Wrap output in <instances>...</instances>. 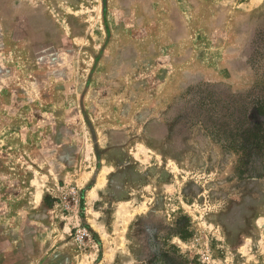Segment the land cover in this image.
Instances as JSON below:
<instances>
[{"label":"rangeland","instance_id":"374dc122","mask_svg":"<svg viewBox=\"0 0 264 264\" xmlns=\"http://www.w3.org/2000/svg\"><path fill=\"white\" fill-rule=\"evenodd\" d=\"M228 9L0 0V264H264V151L230 150L264 145V8ZM140 146L162 161L143 175ZM143 180L141 210L107 224Z\"/></svg>","mask_w":264,"mask_h":264},{"label":"crops","instance_id":"0c3cea01","mask_svg":"<svg viewBox=\"0 0 264 264\" xmlns=\"http://www.w3.org/2000/svg\"><path fill=\"white\" fill-rule=\"evenodd\" d=\"M215 3L217 6H227L229 9L228 11L231 12L230 20L231 24L237 23L244 18H246L249 15H252L253 13L259 11L260 9L264 8V0H215ZM222 9V8H221ZM227 30V29H226ZM145 149H143L142 146L136 147L130 152V159L133 162V166H130V168L136 172L137 175H143L145 174V170L149 169L152 164H160L162 163L161 158L159 159V163L156 161V159H152L149 156L146 155ZM151 160H154L151 162ZM154 162V163H153ZM158 166V165H157ZM102 171L104 170L106 173L113 174L116 172V166L112 164H107L102 166ZM158 169V167H157ZM166 170V168H165ZM100 172V170H99ZM98 175H95L94 183L89 186V188L86 191V197L84 199L86 200V205L90 208L85 211L90 212V215L86 220L93 221L94 225H88L91 226L90 228H98V229H105V223L104 220L100 219L103 213L101 212V207L98 206L96 202L97 199H99L103 194H108L105 190L102 189H95L94 187L97 186V180ZM78 181V180H77ZM160 184V181L158 182ZM165 182L162 181L163 187L165 186ZM132 185V184H131ZM145 186V181L143 180L141 183H137L136 185V191L138 192L136 195L135 200L130 201V194L129 191H126V193L123 196H119L115 198L113 201V207L109 213L110 218L107 219V224L111 225L113 227V223L117 222V220H121L122 218L129 219L131 215L137 214V210H141L142 200L141 195L139 194L141 189ZM98 187V186H97ZM167 187V186H166ZM58 189H56L54 186H47L46 188H42L41 193V199L43 201L45 196H54V194H58L57 190H63L64 187H61L59 184L57 186ZM126 188V187H125ZM127 190V189H126ZM132 190V188H131ZM133 191V190H132ZM62 192V191H61ZM132 196V195H131ZM129 210H131L133 207V210H136L135 212L128 211V210H122L121 208L127 207ZM87 208V207H86ZM85 208V210H86ZM138 210V211H139ZM126 216H125V215ZM89 224V223H87Z\"/></svg>","mask_w":264,"mask_h":264},{"label":"trees","instance_id":"16d2710c","mask_svg":"<svg viewBox=\"0 0 264 264\" xmlns=\"http://www.w3.org/2000/svg\"><path fill=\"white\" fill-rule=\"evenodd\" d=\"M256 110H257V112L260 115L264 116V105L262 103L260 104V106L257 107ZM252 136L256 140V143H257V145L259 147L258 150H257V147H254L253 145H250L249 149H245V148H243L241 146L240 147H236V148L235 147H231V149H230V150H233L234 152L239 153L240 155H242L241 161L243 160V158L248 157L249 155L254 156L255 151H262V150L264 151L263 142L259 143V140H261V138H259L260 132L259 133H254V134H252ZM247 141H248V139H247ZM256 155H257V153H256ZM250 163H251V161H250ZM242 164L244 165V162H242ZM239 174L240 175L243 174V171H241V169H240ZM81 217H83L82 214H81ZM165 258H166L165 260L156 259L155 264H174L175 260H180L179 257H174V258L172 257L171 258L169 256H166ZM175 258H177V259H175Z\"/></svg>","mask_w":264,"mask_h":264}]
</instances>
